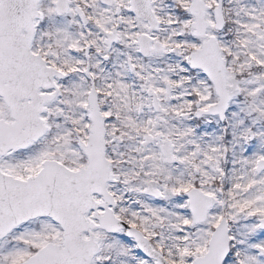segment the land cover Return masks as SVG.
Returning <instances> with one entry per match:
<instances>
[{"label":"snow or ice","instance_id":"6c2138e0","mask_svg":"<svg viewBox=\"0 0 264 264\" xmlns=\"http://www.w3.org/2000/svg\"><path fill=\"white\" fill-rule=\"evenodd\" d=\"M0 264H264V0H0Z\"/></svg>","mask_w":264,"mask_h":264}]
</instances>
